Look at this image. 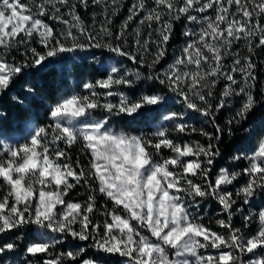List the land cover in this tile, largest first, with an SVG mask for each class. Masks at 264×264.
Returning <instances> with one entry per match:
<instances>
[{
	"label": "snow or ice",
	"instance_id": "6c2138e0",
	"mask_svg": "<svg viewBox=\"0 0 264 264\" xmlns=\"http://www.w3.org/2000/svg\"><path fill=\"white\" fill-rule=\"evenodd\" d=\"M89 2L40 0L33 12L19 0H0V49L7 53L25 46L24 56L31 54L30 61L24 59L21 63L9 62L6 55L0 56V94L11 87L26 67L43 69L49 58L93 47L107 48L154 74L144 76L138 69L135 72L125 69L121 74L119 67L112 66L105 78L83 84L87 95L73 91L50 105L53 123L35 127L25 143H0V157H6L0 159V180L7 188L0 199V234L35 225V240L26 246V253L49 256L44 264L68 261L76 264L86 252L80 244H74L76 251L54 257L50 253L51 248L69 237L73 241H91L88 247L98 254L123 257L125 264H264V207L244 216L246 229L253 222V215L256 216L255 234L245 236L232 224L234 213L243 210L236 207L234 195L242 196L244 204H249L258 191L264 195V127L253 126L249 130L252 135L258 129L261 132L251 154L233 157L249 163L243 170L248 180L235 194L222 189L234 184L241 173L221 168L216 178L211 179L212 166L220 155L211 141L220 139L223 129L219 124L213 123L215 133L200 129V135L209 141L207 145L199 141L176 142L169 138L167 127L155 132V139L109 127L113 116L137 121L164 106L166 97L159 91L142 92L136 99L127 92L113 91L114 87L126 86L135 93L136 85L146 80L164 85L182 99L186 110L212 121L215 120L213 113L226 107L233 97H243L228 124L246 122L248 114L257 107L253 94L257 65L250 54L256 48H264V23H261L264 0H151V6L149 0H133L116 32L111 25L119 15L123 0H91L97 6L103 4L105 17L95 34L78 11L80 7L87 9ZM62 8L66 11L62 12ZM209 9L214 11L213 16L192 14L206 13ZM42 17L57 21L65 28L57 33ZM182 18L198 23L199 30L187 29L184 35L188 41L180 55L166 69L156 72L167 55L174 24ZM132 23H137V27L129 37ZM144 26L150 29L146 37ZM33 38L45 52L27 47ZM101 39L105 42L101 43ZM241 41L249 53L242 58L239 51H232L234 44ZM126 46L134 47L135 51H129ZM228 59L230 64L225 63ZM237 73L242 74L239 81ZM221 80L225 86L219 102L213 105L212 89ZM113 96L119 97L117 103L107 99ZM98 109L105 113L102 119L93 115ZM186 115L190 114L169 111L161 116V121L171 122L178 133H186L189 125L178 122ZM191 131L196 129L192 127ZM228 131L231 134L232 129ZM60 143L66 148L82 143V150L90 155L87 170L79 160L73 166L68 152L59 147ZM162 149L170 150L172 155L161 157ZM187 157L193 158L185 161ZM91 181L96 182V188ZM81 184L90 192L86 205L66 203L68 192ZM97 191L112 203V209L103 213L106 218L102 225L92 220ZM197 198H214L222 206L227 219L218 220L217 224L227 230V235L197 222L199 218L190 211L193 206H199ZM22 239L24 236L18 235L12 242L0 245V254L16 251L17 241ZM248 254L251 257L245 260ZM80 264H105V261L99 255L81 259Z\"/></svg>",
	"mask_w": 264,
	"mask_h": 264
},
{
	"label": "trees",
	"instance_id": "16d2710c",
	"mask_svg": "<svg viewBox=\"0 0 264 264\" xmlns=\"http://www.w3.org/2000/svg\"><path fill=\"white\" fill-rule=\"evenodd\" d=\"M40 0H19L20 4L29 6L33 12L36 11L35 4L39 3ZM75 2V0H73ZM259 2V0H257ZM133 3V0H123V6L120 9L119 15L113 18L112 30L116 32L122 23V21L128 15V8ZM151 6V0H149ZM59 6V5H58ZM103 4L97 6L94 3L89 2V7L84 9L80 7L78 11L90 31L94 34L99 32L100 25L104 22L105 17L102 14ZM62 12L66 9L62 8ZM232 11H235L233 6ZM95 13V17L93 16ZM193 15L213 16L214 11L209 9L206 13H192ZM66 19L70 17L65 16ZM45 22L49 23L54 30L59 33L65 26L61 23L53 20H49L47 17H42ZM138 22V20H137ZM264 23V20L261 21ZM137 27V23H132L128 30V35L131 37L132 30ZM156 25H153L155 28ZM187 29L199 30V24H193L182 18L175 22L174 31L172 37L167 46V55L162 60L161 64L155 69L156 72L162 71L173 62L174 58L180 55V50L186 45L188 37L184 35ZM75 32V30H73ZM150 29L144 26L143 33L147 36ZM99 39V38H98ZM81 42H84L83 40ZM104 43L105 40H100ZM115 43V41H109ZM257 41H254L256 43ZM66 44H70V41L66 40ZM132 41L129 39V45ZM27 47H35L39 52L43 53L46 50L38 43L36 38H33L32 42ZM129 51H135L134 47L126 46ZM19 50V49H18ZM154 50V46H153ZM26 48L22 46L20 48L21 56L18 59H14L12 54L9 55L16 63H21L24 59L31 60V54L27 57L24 56ZM232 51L235 53L239 51L241 58L245 55H249L247 48L243 41L234 44ZM84 53V54H82ZM0 50V56H4ZM14 56L16 54H13ZM253 62L257 65L256 67V86L253 90V94L257 101V107H255L247 117L246 122H242L237 125L236 123L228 124V121L232 119L237 110L240 108L243 101V97H233L229 104L223 109L214 112L215 120L212 121L208 117H204L200 114L193 113L192 110H186L182 104V99L175 93H172L164 85H160L156 81L146 80L136 85L137 91L131 92L126 86H117L113 88V91H124L127 92L133 99L139 97L143 93L151 94L152 91H159L166 97L164 106L161 107L157 113H146L145 117L137 120L130 121L124 117H111V123L109 127L117 132H126L129 135H143L146 138H153V134L157 132L161 127H167L169 130V138L176 142H193L199 141L203 145H207L209 141L202 135H200V129L215 133L213 123L219 124L222 133H220L219 141L212 140L211 142L216 145L219 149L220 155L216 157L212 166L211 179L216 178L217 173L221 168L228 169L231 172L241 173V176L232 185H226L222 190L232 192L235 194L238 188L244 185L248 177L243 175V170L249 166L247 160H235L233 157L240 153L251 154L255 150L258 140L261 136L259 129L255 135L250 133V129L253 126H262L261 121H264V48H256L253 53L250 54ZM18 56V55H16ZM147 59L151 60L148 56ZM225 63L230 64L231 60H225ZM112 66L119 67L121 74L127 69L130 72H135L137 69L144 75L148 76L154 74L145 66L137 65L130 61L126 57H119L115 53L109 52L107 48H89L86 50H76L72 53H62L58 57L49 58L43 69L36 67H26L24 71L14 79L11 87L0 94V143L8 142L13 144L24 143L22 133L26 130L33 129L37 126H44L52 124L53 121L49 116V106L54 104L60 96H67L73 93V91L80 93L81 95H87V90L83 89L85 82L95 83L98 79H103L110 72ZM242 78V74L237 73L236 79L239 81ZM225 81L221 80L215 88L212 89L214 96L210 98V102L215 105L219 102V97ZM31 89V92L29 91ZM103 97L101 101L103 102ZM112 103H117L119 100L118 96L108 97ZM169 111H187L190 115H186L182 121L189 125V131L186 133H178L174 131L171 122H162L161 116ZM93 115L96 119H102L105 113L102 110H96ZM196 129L195 132L191 131V128ZM231 128V134L228 129ZM55 147V146H53ZM59 147L65 149L71 157V163L75 166L77 160L85 166L87 170V162L90 159V155L85 153L82 149V143H77L71 148H66L63 143L59 144ZM172 153L168 149H162L161 157L167 158ZM161 157H155L159 160ZM193 157L184 158L192 159ZM0 159H6V157H0ZM202 159V158H201ZM197 182L199 180L197 179ZM93 188L97 187L95 181H91ZM7 192V188L3 186L2 180H0V199L4 197ZM90 192L83 184L77 185L71 189L65 201L76 202L85 204L87 203ZM96 196V210L92 214L93 222H99L101 225L105 220L103 213L106 210L112 209V203L107 197L102 196L98 191L95 193ZM237 200V208H242V211H236L232 217V224L235 228H240L245 236H249L255 233L257 230L256 216L253 215V222L249 228L244 227V216L250 213L255 214L259 211L260 207H264V195L259 191L256 196L252 198L249 204L243 203V197L233 196ZM199 206H193L190 211L194 217H198L199 223H203L205 226L211 228L213 231L227 235V230L222 229L217 224L218 220L227 219L226 214L222 211V206L214 198L200 199L197 198ZM105 205L107 208H105ZM62 209V206H59ZM123 214V213H121ZM101 231L103 229L101 228ZM36 226L29 225L20 230H13L5 234H0V245L12 242L18 235H23L24 239L17 241L19 247L16 251L5 252L0 254V264H25L26 261H31V264H44V261L49 258L45 254H38L36 256H30L26 253V246L35 240ZM147 234V233H145ZM74 244H80L86 248L85 254L78 258L76 264H80L81 259L97 258L99 255H103L105 264H125V258L117 255L98 254L94 249L88 247L91 241L79 242L73 241L70 237L62 243H58L50 249L52 256H57L61 253L68 251H76ZM227 250V249H225ZM213 252L214 250H208ZM202 254L203 250H202ZM66 264H71L70 261Z\"/></svg>",
	"mask_w": 264,
	"mask_h": 264
},
{
	"label": "rangeland",
	"instance_id": "374dc122",
	"mask_svg": "<svg viewBox=\"0 0 264 264\" xmlns=\"http://www.w3.org/2000/svg\"><path fill=\"white\" fill-rule=\"evenodd\" d=\"M25 47V46H24ZM20 48H22V46L21 47H19L18 49H13V50H11V52H5V50H3V49H0L2 52H3V54H5L6 56H7V59L9 60V62H12L13 60H12V58H10V56L9 55H11L12 54V57L14 58V59H18L20 56H21V53H20ZM13 54H16V55H18V56H14ZM82 54H84V53H82ZM60 97H62V96H60ZM59 97V98H60ZM58 98V99H59ZM57 99V100H58ZM32 133V130H30V129H28V130H26L25 132H23L22 133V136H23V140H24V143L26 142V140H27V138L30 136V134ZM249 167V166H248ZM256 232V231H255ZM255 234V233H254ZM251 257V254H248V255H246L245 257H244V259L245 260H247V259H249Z\"/></svg>",
	"mask_w": 264,
	"mask_h": 264
}]
</instances>
